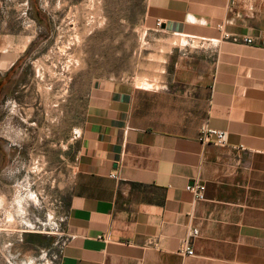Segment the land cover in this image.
Returning <instances> with one entry per match:
<instances>
[{"label":"crops","instance_id":"1","mask_svg":"<svg viewBox=\"0 0 264 264\" xmlns=\"http://www.w3.org/2000/svg\"><path fill=\"white\" fill-rule=\"evenodd\" d=\"M11 1L0 90L34 41L36 18ZM148 18L186 43L160 86L90 97L58 264H264V0H149ZM204 124L229 146L200 143ZM188 240L193 256L179 253Z\"/></svg>","mask_w":264,"mask_h":264},{"label":"rangeland","instance_id":"2","mask_svg":"<svg viewBox=\"0 0 264 264\" xmlns=\"http://www.w3.org/2000/svg\"><path fill=\"white\" fill-rule=\"evenodd\" d=\"M20 2L36 21L0 90V264H58L90 97L160 86L186 40L154 26L149 0Z\"/></svg>","mask_w":264,"mask_h":264},{"label":"built area","instance_id":"3","mask_svg":"<svg viewBox=\"0 0 264 264\" xmlns=\"http://www.w3.org/2000/svg\"><path fill=\"white\" fill-rule=\"evenodd\" d=\"M161 22L158 23L160 25ZM227 38H229V35H226ZM237 41V39H235ZM244 43L247 45H253L254 40L253 38H245ZM199 142L202 144H209V145H214L217 147L225 148L229 146V132L225 130H218L209 127L207 124H204L200 128V133H199ZM113 178H117L116 176H113ZM186 190L190 193H192L197 200L203 201L205 200V187L200 184V183H194L191 185H188ZM193 237L198 236V231L194 230ZM179 253L185 254L187 256H193L194 255V250L191 246L190 241H186L183 246L180 248Z\"/></svg>","mask_w":264,"mask_h":264}]
</instances>
